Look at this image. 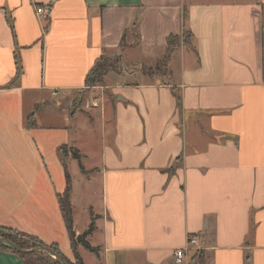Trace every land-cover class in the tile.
Segmentation results:
<instances>
[{"label":"crops","instance_id":"crops-1","mask_svg":"<svg viewBox=\"0 0 264 264\" xmlns=\"http://www.w3.org/2000/svg\"><path fill=\"white\" fill-rule=\"evenodd\" d=\"M184 30L166 72L145 71ZM119 55L112 97L71 110ZM66 170L74 230L93 223L99 248L78 246L84 264H264V0H0V226L74 260ZM0 264L25 261L0 247Z\"/></svg>","mask_w":264,"mask_h":264},{"label":"trees","instance_id":"trees-1","mask_svg":"<svg viewBox=\"0 0 264 264\" xmlns=\"http://www.w3.org/2000/svg\"><path fill=\"white\" fill-rule=\"evenodd\" d=\"M186 32L190 36L189 45H191L192 34L187 30ZM183 43L184 42L181 39V35H170L167 40V49H166L165 56L156 64L155 67H148L146 68L145 71H147L148 73H154L155 71L165 73L167 62H168V59L171 53L176 48L181 46ZM16 60L19 65V57H17V55H16ZM119 61L120 59L118 57L109 58V57L102 56L96 62L92 70L88 73V76L86 78V85L93 86L96 84H104L105 76L108 73L117 70V65L119 64ZM20 68L21 67L18 66V72L20 71ZM37 109H38V106H36L35 110ZM32 119H33V114L29 116L30 123ZM71 151H72L73 157L78 161L80 169L83 172H85V168L82 163V155L75 148H72ZM66 183L67 184H66V188L64 192L61 194H58L57 198H58L59 206H60L64 221H65V224L68 230V234L71 240V247L74 253V260H71L67 256H65L57 244H52V245H47V246L51 247L54 251L59 253L68 264H84L83 259L78 251L79 245H82L87 250L94 252V253H98L99 251V248L92 246L87 240V237L94 230V224L93 223L90 224L88 229H86L81 234H78V235L76 234L74 230V226H73V209H72V204H71V199H70L71 197V177L67 170H66ZM0 234L10 239L11 241L16 243L21 248L28 250L26 252H20L16 250L13 246L0 242V247L7 248L11 250L12 252L19 254L24 259L25 264H60L57 260H55L48 253H45L42 251H31V249L37 247L38 244H44L37 237L32 236L24 231L11 228V227H4V226H0Z\"/></svg>","mask_w":264,"mask_h":264},{"label":"rangeland","instance_id":"rangeland-1","mask_svg":"<svg viewBox=\"0 0 264 264\" xmlns=\"http://www.w3.org/2000/svg\"><path fill=\"white\" fill-rule=\"evenodd\" d=\"M181 39L183 40V44L182 45H186V46H190L189 45V42H190V36L189 34L186 32V30L183 31V33L181 34ZM117 57V56H116ZM121 57L120 55L118 56V58ZM112 58H115L112 57ZM132 68L135 70H140L142 67L138 65H134L132 66ZM124 70V67L122 65V62L119 63L117 65V70L116 71H112L111 73L113 74H116L118 72H122ZM112 75L113 78H115L116 76L115 75ZM102 85H106V81L104 80V84H96V85H93V86H89V87H94L96 86L98 89H89V90H85L84 92H78L77 95H73L72 96V100H70L69 102H67V104L69 105V108L71 107V110H76L77 108L81 107H85L87 106V100H91V97H93V93L91 94H88L89 91H92V90H95V96L94 97H99L101 95H105V98H108V96L110 95L112 97V93H110V89L109 88H104V86L102 87ZM104 93V94H102ZM69 165H72L70 166V169H68L70 171V173H72V171H76L77 174H79V168L77 166V161H73V162H68ZM192 254V253H191Z\"/></svg>","mask_w":264,"mask_h":264},{"label":"built area","instance_id":"built-area-1","mask_svg":"<svg viewBox=\"0 0 264 264\" xmlns=\"http://www.w3.org/2000/svg\"><path fill=\"white\" fill-rule=\"evenodd\" d=\"M37 13L39 16H46L48 14V7L47 6H38ZM53 94H57V92H53ZM199 237L197 235H189L187 241L184 246L177 248L174 251V255L176 261L179 263L185 262L189 259L191 253L195 251L198 246Z\"/></svg>","mask_w":264,"mask_h":264},{"label":"water","instance_id":"water-1","mask_svg":"<svg viewBox=\"0 0 264 264\" xmlns=\"http://www.w3.org/2000/svg\"><path fill=\"white\" fill-rule=\"evenodd\" d=\"M0 242L9 244L11 246H13L16 250L20 251V252H26L28 251L27 249H23L20 246H18L16 243H14L13 241H11L10 239L6 238L5 236L0 234ZM31 251H42L45 253H48L49 255H51L55 260H57L60 264H68L63 258L62 256L57 253L56 251H54L51 247L44 245V244H38L37 247L32 248Z\"/></svg>","mask_w":264,"mask_h":264}]
</instances>
